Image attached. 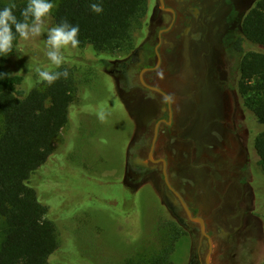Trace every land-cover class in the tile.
<instances>
[{
    "label": "flooded vegetation",
    "instance_id": "obj_1",
    "mask_svg": "<svg viewBox=\"0 0 264 264\" xmlns=\"http://www.w3.org/2000/svg\"><path fill=\"white\" fill-rule=\"evenodd\" d=\"M257 1L150 0L133 49L99 64L132 125L128 177L152 182L170 216L168 236L176 226L188 238L185 259L174 264H247L264 242L263 174L239 89V61L250 49L243 23ZM187 68L196 73L184 78ZM194 141L206 142L198 187L180 176L189 151L196 159Z\"/></svg>",
    "mask_w": 264,
    "mask_h": 264
},
{
    "label": "rangeland",
    "instance_id": "obj_2",
    "mask_svg": "<svg viewBox=\"0 0 264 264\" xmlns=\"http://www.w3.org/2000/svg\"><path fill=\"white\" fill-rule=\"evenodd\" d=\"M51 2L55 7L45 18V25L51 23L58 5L57 0ZM46 40L44 33L23 41L11 61V69L25 76L27 88L41 81L36 69L58 70L45 55ZM65 51L60 68L73 72L74 104L78 107L70 109L69 123L55 140L53 154L31 179L39 202L48 208V218L56 227L59 246L48 264H125L128 259L147 258L162 246L163 225L170 216L154 193L152 182L141 184L128 177L126 148L132 125L113 93L110 79L99 70L103 57L92 61L87 50ZM187 69L191 73L184 78L196 73ZM101 112L105 114L103 121L99 119ZM252 131L254 136L257 129ZM194 142L196 159L189 151L188 159L181 163L180 176L193 180L198 187L205 171L198 157L206 142ZM212 217L208 215L207 221ZM3 226L0 219V241ZM187 240L181 235L172 246L174 263L185 259ZM247 259V264H263L264 242L255 257Z\"/></svg>",
    "mask_w": 264,
    "mask_h": 264
},
{
    "label": "trees",
    "instance_id": "obj_3",
    "mask_svg": "<svg viewBox=\"0 0 264 264\" xmlns=\"http://www.w3.org/2000/svg\"><path fill=\"white\" fill-rule=\"evenodd\" d=\"M57 1L52 21L45 29L64 19L78 25L80 43L73 49L89 51L92 61L102 56L100 63L125 56L133 49L145 25L150 2ZM13 3L14 14L22 19L20 12L27 5L25 2L0 0V10ZM92 3L101 4L103 12H92ZM243 36L250 49L242 53L239 61V89L257 129L254 149L264 176V0H258L247 14ZM22 42L17 37L13 52L0 57V219L4 225L0 264H48L59 242L55 224L48 218V208L39 202L31 179L37 177L53 154L55 140L69 123L70 109L78 107L74 104L76 86L73 72L60 68L56 71L68 72L66 79L61 77L52 85L40 81L27 88L25 76L10 67ZM175 228V235L170 238L163 227L162 246L149 257L128 259L125 264H174L170 240L175 244L181 236Z\"/></svg>",
    "mask_w": 264,
    "mask_h": 264
},
{
    "label": "clouds",
    "instance_id": "obj_4",
    "mask_svg": "<svg viewBox=\"0 0 264 264\" xmlns=\"http://www.w3.org/2000/svg\"><path fill=\"white\" fill-rule=\"evenodd\" d=\"M54 7L51 0H28L27 5L20 12L22 19H18L14 14L13 10L16 8L14 3L0 10V57H6L13 52L17 37L22 41H28L47 33V40L43 41L46 48L45 55L50 64L59 69L64 63L62 49L79 46V26L71 25L64 19L59 24L45 29V18L50 15ZM90 9L96 14L103 12V7L99 3H92ZM17 51H19L18 46ZM36 71L39 79L48 85L54 84L61 77L66 79L68 76L66 70L61 72L38 68ZM99 119L101 121L105 119L103 112L99 113Z\"/></svg>",
    "mask_w": 264,
    "mask_h": 264
},
{
    "label": "water",
    "instance_id": "obj_5",
    "mask_svg": "<svg viewBox=\"0 0 264 264\" xmlns=\"http://www.w3.org/2000/svg\"><path fill=\"white\" fill-rule=\"evenodd\" d=\"M184 208L186 209V207L184 206ZM186 213H187V215H189V212H188V210L186 209ZM192 220H194V221H196V222H198L199 223V225H200V232H201V234L203 235V236H206V234H205V231H204V225H203V221L200 219V218H194V219H192Z\"/></svg>",
    "mask_w": 264,
    "mask_h": 264
}]
</instances>
